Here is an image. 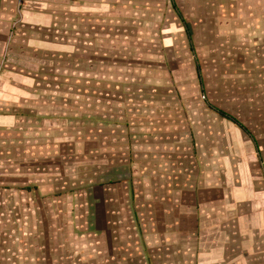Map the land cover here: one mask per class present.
Masks as SVG:
<instances>
[{"label":"rangeland","instance_id":"obj_1","mask_svg":"<svg viewBox=\"0 0 264 264\" xmlns=\"http://www.w3.org/2000/svg\"><path fill=\"white\" fill-rule=\"evenodd\" d=\"M36 1L25 8L34 17L14 23L4 102L0 87V111L15 116L0 119V162L8 170L16 159L23 175L0 264H108L106 220L103 236L93 229L100 196L117 192L116 207L130 209V126L189 129L202 106L239 115L248 98L258 119L241 121L264 139V0H174L150 12L134 0ZM133 76L154 86L138 87L148 102L130 106Z\"/></svg>","mask_w":264,"mask_h":264},{"label":"crops","instance_id":"obj_2","mask_svg":"<svg viewBox=\"0 0 264 264\" xmlns=\"http://www.w3.org/2000/svg\"><path fill=\"white\" fill-rule=\"evenodd\" d=\"M134 1L133 6L144 12L167 4L177 8L174 0ZM252 1L255 6L261 3ZM36 2L0 0L3 102L7 99L6 61L21 39L14 23L33 18L32 11L28 13L25 8ZM163 82L155 86L177 87V82ZM145 84L154 86L130 77V87L136 88V94L130 93V106L140 97L147 101L138 88ZM256 104L257 101L253 103L247 98L239 115L207 104L202 106L204 113L196 112L200 121L193 122L189 129L147 134L148 131L130 126V193L125 194L130 199V209L116 207L117 192L114 197L100 196L93 229L99 236L105 230L111 235L110 252L105 255L108 264H264V139L255 126L241 121L244 116L250 124L255 123L259 115ZM13 116L0 111L3 123ZM142 118L145 119L144 111ZM132 119L134 116L130 123ZM2 162L0 185L5 186H0V262H5L1 256L7 254L8 219L13 218L16 225L17 209L22 211L23 175L16 159L8 170ZM32 175L37 178L39 174ZM7 201L14 207H7ZM104 203L109 204L108 209L103 207ZM14 211L15 215L9 217ZM125 217H130V223L119 221L126 220ZM104 219L109 229L104 230ZM120 229L128 233L125 239L119 240ZM105 246L104 240L101 247ZM19 253L15 251L16 255ZM102 253L96 250L97 256ZM95 262L103 264L101 259Z\"/></svg>","mask_w":264,"mask_h":264},{"label":"water","instance_id":"obj_3","mask_svg":"<svg viewBox=\"0 0 264 264\" xmlns=\"http://www.w3.org/2000/svg\"><path fill=\"white\" fill-rule=\"evenodd\" d=\"M187 27H188L189 31H191L190 24L189 23H187Z\"/></svg>","mask_w":264,"mask_h":264}]
</instances>
